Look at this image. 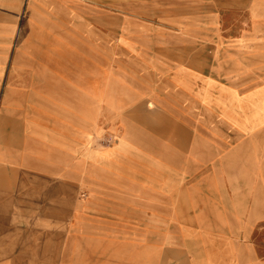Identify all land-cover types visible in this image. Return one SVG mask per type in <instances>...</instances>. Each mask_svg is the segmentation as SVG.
<instances>
[{
    "label": "crops",
    "instance_id": "0c3cea01",
    "mask_svg": "<svg viewBox=\"0 0 264 264\" xmlns=\"http://www.w3.org/2000/svg\"><path fill=\"white\" fill-rule=\"evenodd\" d=\"M77 3L107 1L0 0V264H150L155 216L171 230L161 264H264V91L222 90L215 107L229 121L221 135L239 137L213 139L215 151L237 143L251 160L195 159L190 170L151 175L134 107L154 109L163 92L119 94L103 75V43L115 37L107 17ZM194 71L175 73L184 100L197 91Z\"/></svg>",
    "mask_w": 264,
    "mask_h": 264
},
{
    "label": "rangeland",
    "instance_id": "374dc122",
    "mask_svg": "<svg viewBox=\"0 0 264 264\" xmlns=\"http://www.w3.org/2000/svg\"><path fill=\"white\" fill-rule=\"evenodd\" d=\"M106 1L101 7L85 3L86 7L81 8L83 3H77L78 11L102 12L107 17V32L111 29L115 35L103 43V75H111L117 81L119 94L130 89L135 99L147 89L163 92L154 109L147 112L146 102L141 104L140 99L134 107L133 125L144 130L143 135L136 137L147 154L150 174H173L180 166L190 170L189 161L195 159L214 158L231 163L251 160V151L235 150L237 143L220 153L215 151L213 139L215 143L221 136L230 141L239 139L221 135L227 134L229 121L216 114L215 107L223 91L229 90V96L241 99L264 91V8L255 11V5H264V0ZM206 5L221 10L220 18L211 21L212 14ZM19 26L22 31L28 30L24 13ZM222 62L223 69L211 72L213 64ZM231 63H238L239 68L230 70L236 67ZM183 65L195 69L197 91H192V100L177 96L171 87L176 71ZM209 77L214 80L206 98L200 90ZM168 85V90H164ZM262 119L257 126L264 128ZM209 131L214 135H208ZM194 144L199 146L192 152ZM156 218L151 220L150 264H161L163 247L171 236L168 224L164 229ZM166 256L174 261L172 253ZM162 264H171L169 258Z\"/></svg>",
    "mask_w": 264,
    "mask_h": 264
}]
</instances>
